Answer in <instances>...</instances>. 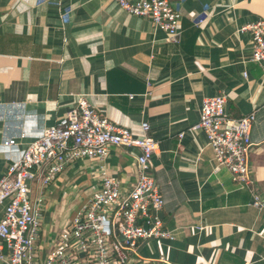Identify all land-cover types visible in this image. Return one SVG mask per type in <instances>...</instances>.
I'll return each instance as SVG.
<instances>
[{
    "label": "crops",
    "instance_id": "1",
    "mask_svg": "<svg viewBox=\"0 0 264 264\" xmlns=\"http://www.w3.org/2000/svg\"><path fill=\"white\" fill-rule=\"evenodd\" d=\"M170 4L180 14L179 43L115 0H0V175L85 94L136 137L148 122L158 141L153 173L173 239L141 242L127 264H264V207L251 204L254 193L264 203V64L249 60V35L238 30L264 19V0ZM220 92L231 117L255 115L250 186L215 169L204 133L187 130L202 99ZM102 171L129 190L138 180L135 151L114 145L102 160L73 161L47 189L32 182V201L43 199L38 264L99 189Z\"/></svg>",
    "mask_w": 264,
    "mask_h": 264
},
{
    "label": "built area",
    "instance_id": "2",
    "mask_svg": "<svg viewBox=\"0 0 264 264\" xmlns=\"http://www.w3.org/2000/svg\"><path fill=\"white\" fill-rule=\"evenodd\" d=\"M115 1L128 13L151 20L165 32L168 41L179 43L180 14L170 0ZM238 30L249 35V60L264 64V19L243 23ZM243 76L246 77V72ZM227 104L224 92L205 96L198 122L187 130L199 129L204 133L206 145L213 152L215 169L225 167L239 186H250L248 152L255 115L249 112L239 118L230 117ZM141 130V137L134 136L127 127L97 112L85 94H78L74 105L54 124L31 138L0 175V205H3L0 260L8 264H38L36 251L43 199L32 201V182H38L42 190L47 189L73 161L102 160L114 145L135 151L137 182L129 190H123L116 178L102 171L99 189L57 236L56 244L42 264H127L141 242L172 240L163 216L164 199L153 173L158 141L148 133V122H141ZM184 134L181 131L178 137ZM251 204L264 207L255 193Z\"/></svg>",
    "mask_w": 264,
    "mask_h": 264
},
{
    "label": "trees",
    "instance_id": "3",
    "mask_svg": "<svg viewBox=\"0 0 264 264\" xmlns=\"http://www.w3.org/2000/svg\"><path fill=\"white\" fill-rule=\"evenodd\" d=\"M230 116V115H229ZM231 117V116H230ZM241 117V116H240ZM234 118H239V117H234Z\"/></svg>",
    "mask_w": 264,
    "mask_h": 264
}]
</instances>
